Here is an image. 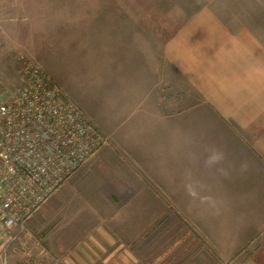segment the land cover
Wrapping results in <instances>:
<instances>
[{
  "label": "crops",
  "instance_id": "0c3cea01",
  "mask_svg": "<svg viewBox=\"0 0 264 264\" xmlns=\"http://www.w3.org/2000/svg\"><path fill=\"white\" fill-rule=\"evenodd\" d=\"M207 13L103 34L98 80L69 77L108 140L53 197L89 208L68 218L67 264H264V46Z\"/></svg>",
  "mask_w": 264,
  "mask_h": 264
},
{
  "label": "rangeland",
  "instance_id": "374dc122",
  "mask_svg": "<svg viewBox=\"0 0 264 264\" xmlns=\"http://www.w3.org/2000/svg\"><path fill=\"white\" fill-rule=\"evenodd\" d=\"M154 11L169 14L174 24L217 12L231 32H246L236 42L243 38L252 50L264 46V0H0V96L23 83L29 65L42 69L65 94L73 83L69 77L95 73L98 80L101 47L112 44L102 35L122 33ZM82 175L80 170L69 180ZM67 185L56 193L69 194ZM56 193L25 229L9 232L0 222V264L63 260V236L81 227L69 225L68 218L89 217V208L83 202L74 208L65 198H53ZM76 244L74 239L67 242Z\"/></svg>",
  "mask_w": 264,
  "mask_h": 264
},
{
  "label": "built area",
  "instance_id": "2783aa9c",
  "mask_svg": "<svg viewBox=\"0 0 264 264\" xmlns=\"http://www.w3.org/2000/svg\"><path fill=\"white\" fill-rule=\"evenodd\" d=\"M42 69L0 96V222L23 230L107 142ZM54 264H67L60 259Z\"/></svg>",
  "mask_w": 264,
  "mask_h": 264
},
{
  "label": "clouds",
  "instance_id": "9594fccd",
  "mask_svg": "<svg viewBox=\"0 0 264 264\" xmlns=\"http://www.w3.org/2000/svg\"><path fill=\"white\" fill-rule=\"evenodd\" d=\"M224 159H225V153L222 150L213 147L209 151V155L205 161V164L208 166H212L215 164H219ZM188 191L190 195H195V192L192 189L191 185L188 186Z\"/></svg>",
  "mask_w": 264,
  "mask_h": 264
}]
</instances>
